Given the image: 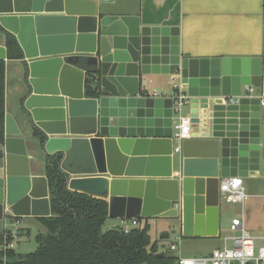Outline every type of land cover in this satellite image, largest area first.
I'll return each mask as SVG.
<instances>
[{
	"label": "water",
	"instance_id": "95a60500",
	"mask_svg": "<svg viewBox=\"0 0 264 264\" xmlns=\"http://www.w3.org/2000/svg\"><path fill=\"white\" fill-rule=\"evenodd\" d=\"M101 1L0 0V25L27 61L22 124L46 157L62 156L69 189L107 201L110 217L154 218L187 238L216 237L221 180L264 177L261 100H228L241 96L243 86H262L264 59H186L178 29L103 16ZM151 75L177 77L186 88L191 138L180 153L174 149L180 111L173 95L145 93ZM25 131L6 114L0 251L15 218L48 232L39 221L51 215L48 180L31 175Z\"/></svg>",
	"mask_w": 264,
	"mask_h": 264
},
{
	"label": "crops",
	"instance_id": "0c3cea01",
	"mask_svg": "<svg viewBox=\"0 0 264 264\" xmlns=\"http://www.w3.org/2000/svg\"><path fill=\"white\" fill-rule=\"evenodd\" d=\"M100 13L103 16L137 17L141 27L178 29L180 52L186 59H264V0H106V3L103 0L100 2ZM4 42L5 37L3 34H0V46L5 47ZM26 62L24 59H7L5 61V110L6 114H10L21 129L25 128L26 131L23 135L28 137L27 150L31 175L41 177L44 176L42 160L46 155L43 153L39 141L35 137L30 138L33 134L32 130L24 127L21 117H19L24 83L28 79ZM146 78L149 84L144 88L145 93L151 96H155L154 93H157L160 95H156L157 97H171L174 88L181 84L177 77L175 79L169 75H151ZM181 88L183 91L186 90V88ZM254 88L256 92L254 96L250 97H257L260 100L264 98V79L260 88ZM246 94V86H243L241 96L245 95V97H249ZM261 107L264 112V106ZM189 110V105H184L181 108L179 116L189 117ZM179 116L176 118L175 123L178 121ZM176 147H179L178 141H176L174 149ZM241 179L243 180L246 192L255 193L258 187L264 190V177L259 176ZM220 212L219 235L216 237L203 236L187 238L179 232H174L175 235L178 233L179 238L185 240V243L181 246L180 253L182 252V254L177 256L174 252L176 258H202L210 255L217 249L232 246V241L227 240L230 235L225 236L224 241L219 238L222 234L220 225L221 218L228 211L227 209H223ZM236 217L238 216L231 219L230 225ZM108 218L112 217L109 216ZM115 219L118 220L116 223L117 227H123L127 221L130 224L131 220L119 217ZM141 220L142 225L148 222L150 232L153 228H160L162 231L164 228H168L165 221L162 220L154 218ZM13 221L10 224L7 223L5 226L6 230L10 228L14 231L23 230V235H31L32 227L23 225V219H20L21 224L16 228L12 224ZM39 233L38 231L37 235ZM163 233L164 238L170 236L169 232L165 230ZM20 240L21 237H19L16 243L19 244ZM156 242L158 243V247H160L159 242ZM189 246H192L194 249L206 247L207 252H191L188 251ZM12 248L19 253L14 247ZM168 251L171 250L160 251L159 248L158 254H164Z\"/></svg>",
	"mask_w": 264,
	"mask_h": 264
},
{
	"label": "trees",
	"instance_id": "16d2710c",
	"mask_svg": "<svg viewBox=\"0 0 264 264\" xmlns=\"http://www.w3.org/2000/svg\"><path fill=\"white\" fill-rule=\"evenodd\" d=\"M5 37L8 60H22L17 38L0 25ZM6 63L0 61V142L5 138ZM88 95L94 96L90 90ZM62 156L43 158L44 176L48 180L51 215L39 221L46 234L36 237L37 249L17 253L8 244L12 229L6 230L7 246L0 251V264H178V258H158V243L153 241L148 222L125 233L122 227L103 232L109 217L107 201L69 189L68 175L60 168ZM19 237L23 230H17Z\"/></svg>",
	"mask_w": 264,
	"mask_h": 264
},
{
	"label": "built area",
	"instance_id": "2783aa9c",
	"mask_svg": "<svg viewBox=\"0 0 264 264\" xmlns=\"http://www.w3.org/2000/svg\"><path fill=\"white\" fill-rule=\"evenodd\" d=\"M255 92L256 89L254 87L246 86V95L249 97L254 96ZM154 95L160 96L157 93H154ZM172 95L176 108L181 112V108L188 102L187 95L184 93L183 89L178 86L174 88ZM241 97H245V95L237 98L230 97L228 100L234 103ZM261 106H264V98L261 99ZM174 136L179 143V147H176L175 151L180 153L183 141L191 138V120L189 117L179 116L178 121L174 123ZM219 192L220 201L225 204L244 205L248 198L241 178H227L221 180ZM12 224L16 228L21 224V221L15 218ZM139 225L138 219H131L130 224L129 221H127L122 228L125 233H128L132 228H136ZM12 231L11 238H13V241L8 244L9 248H12L13 244L19 240L16 230ZM229 232L232 236L227 238V240L232 241L231 247L217 249L210 255L202 258H178V264H264V246L257 247L256 238L253 237L245 227L244 215L232 220ZM6 246L7 235L5 234L4 248ZM170 250L175 252L177 250V245L172 244Z\"/></svg>",
	"mask_w": 264,
	"mask_h": 264
},
{
	"label": "rangeland",
	"instance_id": "374dc122",
	"mask_svg": "<svg viewBox=\"0 0 264 264\" xmlns=\"http://www.w3.org/2000/svg\"><path fill=\"white\" fill-rule=\"evenodd\" d=\"M247 196L248 198L245 201L244 205L221 203L220 205L221 210L227 209L228 213L226 212L224 214V217L221 218L220 225H221L222 234L221 237L219 238L222 241H224V239L227 236L229 235L232 236V234L229 232V225L231 219L235 216L242 217L244 215L246 229L251 233L253 237L257 239L256 240L257 247H261L264 246V190L261 187H258L255 193L247 192ZM117 221L118 220L115 218H108L105 225L103 226L102 231L105 233L109 230L117 228L116 226ZM10 223L11 222H9V224ZM151 223L153 224V222ZM164 230L169 232L170 236L168 238L163 237ZM164 230L162 231V229L160 228H153L150 232L152 240L159 242L160 251H165L170 249L171 244L175 243L178 246V250L175 251V253L177 254V256L182 254V252L180 253L181 246L183 245V243H185V240L179 238L178 233H176L175 235L174 232L169 228H164ZM37 232L38 231L32 227L31 235L27 236L26 234H24L23 236H21L20 243L13 244V247L21 254H28L34 252L37 248V243L35 240ZM229 241L231 242V240ZM228 244L230 245V243ZM188 251L191 252L195 251L197 253L207 252V248L202 247V248L194 249L192 246H189ZM186 257H192V256H186Z\"/></svg>",
	"mask_w": 264,
	"mask_h": 264
}]
</instances>
